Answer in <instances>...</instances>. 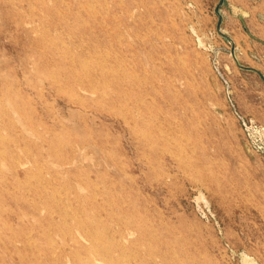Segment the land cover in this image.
Wrapping results in <instances>:
<instances>
[{"label":"rangeland","instance_id":"rangeland-1","mask_svg":"<svg viewBox=\"0 0 264 264\" xmlns=\"http://www.w3.org/2000/svg\"><path fill=\"white\" fill-rule=\"evenodd\" d=\"M0 264H264V0H0Z\"/></svg>","mask_w":264,"mask_h":264},{"label":"bare ground","instance_id":"bare-ground-1","mask_svg":"<svg viewBox=\"0 0 264 264\" xmlns=\"http://www.w3.org/2000/svg\"><path fill=\"white\" fill-rule=\"evenodd\" d=\"M198 191V190H197ZM98 262V261H97Z\"/></svg>","mask_w":264,"mask_h":264}]
</instances>
